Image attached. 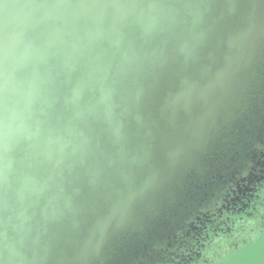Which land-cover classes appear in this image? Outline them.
Returning <instances> with one entry per match:
<instances>
[{
	"label": "water",
	"instance_id": "water-1",
	"mask_svg": "<svg viewBox=\"0 0 264 264\" xmlns=\"http://www.w3.org/2000/svg\"><path fill=\"white\" fill-rule=\"evenodd\" d=\"M263 60L264 0H0V264L107 263Z\"/></svg>",
	"mask_w": 264,
	"mask_h": 264
},
{
	"label": "flooded vegetation",
	"instance_id": "flooded-vegetation-1",
	"mask_svg": "<svg viewBox=\"0 0 264 264\" xmlns=\"http://www.w3.org/2000/svg\"><path fill=\"white\" fill-rule=\"evenodd\" d=\"M213 131L218 133L204 144L203 152L198 151L200 166L197 163L183 174L172 202L159 210L141 235L126 237L120 251L105 264L132 247L141 250L139 264H170L176 252L212 230L215 223L233 226L228 236L215 240L218 244L211 252L235 248L252 228L263 227L264 60L233 116ZM215 252L217 262L221 252Z\"/></svg>",
	"mask_w": 264,
	"mask_h": 264
},
{
	"label": "trees",
	"instance_id": "trees-1",
	"mask_svg": "<svg viewBox=\"0 0 264 264\" xmlns=\"http://www.w3.org/2000/svg\"><path fill=\"white\" fill-rule=\"evenodd\" d=\"M232 226V223H215L212 230L210 229L207 233H202L200 236L195 237V240H192L179 252H176L172 256L173 262L170 264H215V259L219 256L215 251H218V254L219 252L225 254L229 248L228 246L222 247L221 249L219 248L221 251L215 249L214 252L210 250L213 246H216L215 243L217 242L215 240L218 241L223 235L228 236L227 234L231 232ZM140 260L143 261L141 250L132 247L129 250L123 249L109 264H139Z\"/></svg>",
	"mask_w": 264,
	"mask_h": 264
},
{
	"label": "rangeland",
	"instance_id": "rangeland-1",
	"mask_svg": "<svg viewBox=\"0 0 264 264\" xmlns=\"http://www.w3.org/2000/svg\"><path fill=\"white\" fill-rule=\"evenodd\" d=\"M249 232L245 242L222 253L215 264H264V225Z\"/></svg>",
	"mask_w": 264,
	"mask_h": 264
}]
</instances>
